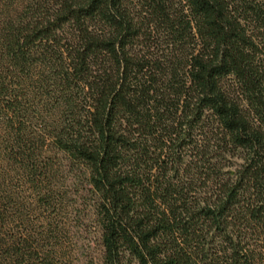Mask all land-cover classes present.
Listing matches in <instances>:
<instances>
[{
	"label": "trees",
	"instance_id": "1",
	"mask_svg": "<svg viewBox=\"0 0 264 264\" xmlns=\"http://www.w3.org/2000/svg\"><path fill=\"white\" fill-rule=\"evenodd\" d=\"M80 222L87 264H264V0H0V264Z\"/></svg>",
	"mask_w": 264,
	"mask_h": 264
},
{
	"label": "rangeland",
	"instance_id": "2",
	"mask_svg": "<svg viewBox=\"0 0 264 264\" xmlns=\"http://www.w3.org/2000/svg\"><path fill=\"white\" fill-rule=\"evenodd\" d=\"M24 194V196H28L30 199L34 196L31 190H27ZM71 230L72 233L69 235L72 238V244L70 246L72 250H74L75 256L79 259L76 264H87L88 258H90L89 256L95 255V257H98L100 255V234L93 225L90 224L89 229H87L84 224L80 222L75 224Z\"/></svg>",
	"mask_w": 264,
	"mask_h": 264
}]
</instances>
